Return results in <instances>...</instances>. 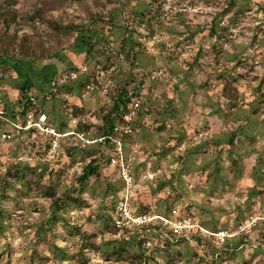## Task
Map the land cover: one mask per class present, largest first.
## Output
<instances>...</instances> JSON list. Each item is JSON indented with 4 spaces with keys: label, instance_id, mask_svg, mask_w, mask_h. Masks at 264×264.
Instances as JSON below:
<instances>
[{
    "label": "rangeland",
    "instance_id": "374dc122",
    "mask_svg": "<svg viewBox=\"0 0 264 264\" xmlns=\"http://www.w3.org/2000/svg\"><path fill=\"white\" fill-rule=\"evenodd\" d=\"M5 11L14 17L0 18V104L21 113L28 86L66 140L61 153L79 149L74 166L41 176L53 135L34 111L24 132L0 114V264H132L137 239L125 252L105 245L129 236L107 224L124 167L133 211L161 210L150 214L170 221L159 238L176 236L167 249L148 241L152 264H264V0H0ZM71 25L92 47L74 45ZM109 39L116 54L99 48ZM67 73L74 89L52 90ZM125 97L134 114L115 119L130 128L117 156L102 136ZM90 155L98 170L81 185ZM56 198L64 210L54 214ZM196 223L205 242L185 233Z\"/></svg>",
    "mask_w": 264,
    "mask_h": 264
},
{
    "label": "trees",
    "instance_id": "16d2710c",
    "mask_svg": "<svg viewBox=\"0 0 264 264\" xmlns=\"http://www.w3.org/2000/svg\"><path fill=\"white\" fill-rule=\"evenodd\" d=\"M9 15H12L14 17L13 12H9V11L8 12H6V11L0 12V18L3 20H6L9 17ZM49 26L55 31L60 30V28L58 27V24H56V23L49 22ZM70 29H75V31H78L76 33L77 37H76V41L74 43L75 46H81V45H85V44L88 45L89 44V47H92V45L90 44V42H88V40L86 42V38L83 35V31H81L79 29V27L71 25L70 28L68 27V30H70ZM26 53L30 54L27 51H26ZM112 54H114V53H112ZM121 56H122L121 53H119V57H121ZM74 82H75L74 79H71V78L65 79L63 76L59 81H57L55 83L54 86H51V88H54L52 90H54L55 92H58V91L60 92L64 88L73 90L75 87ZM28 88L29 87L25 86V85L22 88V93H21L22 98H21L20 104L18 106L19 108L22 109L21 113H17V110H19V109H17V110L14 109V110H12L11 113H9L8 107L0 104V107L4 110V113L7 111V117H6L7 120H12L13 122H18V124H20L19 125L20 130L23 132L28 131V130H25L24 128L26 126V120H27L29 114H31V112L33 113V111H34V115L38 117V115H39L38 113L40 111L38 108V105L31 99L30 95L28 94V92H29ZM49 93L51 95L52 94L55 95V93H53V92H49ZM130 98L125 97L122 100H120L119 102H117V104L114 105V116H113L114 118H111V119L109 118L110 121L106 123V125L109 126V132L102 136V137H106L107 143L109 145H111L112 138L114 137L113 127H114V124L116 123L115 119L116 120L123 119V115L126 112L128 113L131 110V106H133V103L130 101L131 100ZM119 108L124 109V111H121ZM119 110H120V112H119ZM112 113H113V111H112ZM112 113H111V116H112ZM119 113H121V114H119ZM48 124L51 125V123H48ZM53 138H54V135L51 137L50 140H52ZM60 138L61 137L58 138V152L55 153L53 155V157H51L52 159L47 161L48 163L46 165H44L43 167H37V170H38L37 172L41 176H44L45 174H48L49 176L50 175L53 176L55 173L60 172L61 169L63 170L64 166L69 164V166L71 167L73 164L75 165L77 163L78 160L73 156V152L76 151L77 148L79 149V147L78 146L70 147L67 149V153L65 155H63V153H61V151H63V149H64L63 148V142L66 140H63ZM231 144H233V140L230 142V145ZM50 147H51V142L48 143V151H49ZM90 156H91V158H93V160L91 159V161L87 165H85V167L82 169L81 175H78L76 177L77 181L80 182L81 185H84L85 182H87V180L89 179V177L96 175L97 170H98L97 166L95 164H96L97 158H99V157L95 158V157H92L93 155H90ZM163 188H164V185H160L158 187V191H156V193L161 191ZM54 194L55 193L50 191L51 197H54ZM137 198H139V196ZM73 201L77 202L78 200L73 199ZM52 205L54 206V212H53L54 214L56 212L64 210V206H63L64 203L61 199L56 198L52 202ZM153 212H156L157 214H159V213H161V210L158 209L156 211H152V209L149 207L148 204L140 203V205L136 211V214H152ZM107 221H108L107 224L109 226L114 225L113 221H112V215H108ZM161 224L162 223L159 221H158V223L153 221L151 223L145 224L143 227H136V228L126 227L124 234L129 235L128 239L126 238L127 236L125 237L124 235H122L121 238L111 240L110 242L105 243V245L110 246L112 243L116 242V243H118V249H117V251H114V252H123V251L125 252L128 248L126 246H129L133 242V239H137L136 243L139 244L140 253L138 255L137 254L135 255V260L132 264H152L151 260L154 258L153 252H151L149 255H147L145 244L151 238H153L154 239V245H157L158 243L163 242V243H166L165 248L167 249L170 246L169 242L172 243V240H173L170 237L176 238V236L174 234H172V236H170V237H164V239H160V238H162V231H163L162 229H164V228H162ZM106 231H107V227L102 231V233H105ZM131 231H134L133 235H130ZM190 237L197 243L205 242V239L202 237V235L199 231V228H194L190 232ZM129 238L132 240H130ZM227 241H228V239H225L223 241L222 247H226L225 248L226 250H231L229 248V243ZM238 246H239V243L237 244L236 247H238ZM211 249H212L211 250L212 255H215L220 250L219 247H216L213 244H212Z\"/></svg>",
    "mask_w": 264,
    "mask_h": 264
},
{
    "label": "built area",
    "instance_id": "2783aa9c",
    "mask_svg": "<svg viewBox=\"0 0 264 264\" xmlns=\"http://www.w3.org/2000/svg\"><path fill=\"white\" fill-rule=\"evenodd\" d=\"M117 47V44L114 40L109 39L104 45H100V50L106 53H115V49ZM65 79L73 78L74 74H64L63 75ZM56 82H53L52 86L55 85ZM29 94V92H28ZM30 95V94H29ZM31 97V96H30ZM33 100V98L31 97ZM134 114V111H129L127 114L125 113L123 116V119L129 120L127 115ZM0 114H4V112L0 111ZM36 124L41 128L43 126V131L47 134L54 135V138L51 141V147L49 151L54 155L58 152V138L59 135L56 134L51 125L46 123V115L41 113L37 117ZM126 128H120L118 125L113 127V133L114 137L112 138V143L115 144L116 149V155H121V148L123 144L122 137L127 134L130 131V128L127 124H125ZM31 128V126H28L26 129ZM119 152V153H118ZM123 159V158H122ZM121 164V161L119 162ZM126 164H128L127 160L125 161ZM124 171L122 172V178H123V187L126 191H124L125 194L121 196V198L117 201V203L114 205V210L112 212V221L115 227L117 228H136V227H143L145 224L151 223L153 220H160L161 223L168 224L170 221L167 218H163L158 215H150V214H136L132 209V197H131V190L134 187V181L131 176L130 171L127 167H124ZM181 229L180 226L174 225L173 229L171 231L175 233H179V230ZM183 228H185V233H190L194 228L201 227L196 224H185L183 225ZM203 230V229H201ZM204 232H206L204 230ZM149 242H147L145 245L148 246Z\"/></svg>",
    "mask_w": 264,
    "mask_h": 264
}]
</instances>
